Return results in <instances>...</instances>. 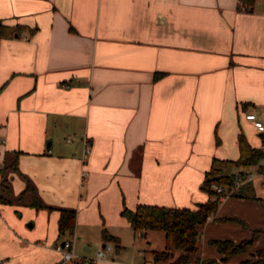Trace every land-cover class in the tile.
I'll list each match as a JSON object with an SVG mask.
<instances>
[{
  "label": "crops",
  "instance_id": "0c3cea01",
  "mask_svg": "<svg viewBox=\"0 0 264 264\" xmlns=\"http://www.w3.org/2000/svg\"><path fill=\"white\" fill-rule=\"evenodd\" d=\"M255 5L0 0V21L24 26L0 36V168L19 153V169L6 175L12 201L0 200V264H63L56 245L65 239L84 256L112 241L96 264L154 262L165 233L135 231L123 207L195 208L210 198L203 183L213 159L239 157L241 131L264 148V130L245 117L254 111L264 121V0ZM249 170L260 171L228 172ZM27 179L52 208L21 197ZM247 182L256 197L223 199L202 230L237 216L233 241L264 235L262 178ZM62 207L77 218L74 234L60 237ZM104 229L119 237V249ZM155 231L162 248L152 244ZM211 240L199 255L219 259Z\"/></svg>",
  "mask_w": 264,
  "mask_h": 264
},
{
  "label": "trees",
  "instance_id": "16d2710c",
  "mask_svg": "<svg viewBox=\"0 0 264 264\" xmlns=\"http://www.w3.org/2000/svg\"><path fill=\"white\" fill-rule=\"evenodd\" d=\"M245 5L244 10H253L255 8L256 0H242ZM241 10V4H239ZM24 26L21 24L9 25L0 21V36L11 35L16 32L20 33V29ZM162 73H156V77ZM239 157L237 159H223L215 157L211 169L206 173V179L203 183V188L209 193L210 198L206 202H200L197 207H174L163 206L156 204H138L135 209L124 206L121 213L131 222L135 231L146 232L148 230H161L165 233V247L163 250H152L153 261L166 262L175 261L182 263L196 262L200 264H223L234 254L246 252L249 245L254 241L258 230H254L250 238L242 239L235 242L232 239H212L218 251L222 256L217 258H201L199 255L200 237L203 227L210 216L217 213L221 200V193L214 187L215 184H223L231 186L234 182V173L226 171L229 165L248 167L258 165L260 170H264V148L254 146L245 133L241 131L238 134ZM18 155L15 153L7 164L0 168V200L3 202H11L13 193L11 189V182L8 179L7 172L9 170H18ZM31 195V204L36 208L48 207L38 195L34 183L27 179V185L21 193V197ZM235 196L251 197L256 196L252 192V184L246 182L242 185L239 191L233 193ZM60 218L58 222L59 236L72 235L75 231L77 211L74 208L62 207L60 208ZM220 220H238L237 217H220ZM242 222V221H241ZM103 235L107 240L117 242V249L120 248L119 237L109 233L106 229ZM177 257L170 260L171 257ZM257 258L254 260H242V264H264V247L257 250ZM248 262V263H245Z\"/></svg>",
  "mask_w": 264,
  "mask_h": 264
},
{
  "label": "built area",
  "instance_id": "2783aa9c",
  "mask_svg": "<svg viewBox=\"0 0 264 264\" xmlns=\"http://www.w3.org/2000/svg\"><path fill=\"white\" fill-rule=\"evenodd\" d=\"M239 4H241L242 9L244 10L246 7L243 4L242 0H239ZM246 119L252 121L254 125L259 130H264V121L261 120L254 111H248L245 113ZM1 141L3 139L0 138ZM85 144V153L90 151V141L86 136L84 138ZM235 179L231 186H226L223 184H215L214 187L218 192L221 193V200L229 197L234 192L239 191L242 185L250 180H253L256 176H260L262 178V186L264 187V170L260 171H237L234 173ZM56 249L62 253L63 256V264H96L100 259L107 257L114 250V243L112 241L106 242V244L97 250L96 254L92 257L86 255H79L75 252L73 241L69 239H65L60 241L56 245ZM148 264H200L196 262L191 263H182L175 261H166V262H150Z\"/></svg>",
  "mask_w": 264,
  "mask_h": 264
},
{
  "label": "rangeland",
  "instance_id": "374dc122",
  "mask_svg": "<svg viewBox=\"0 0 264 264\" xmlns=\"http://www.w3.org/2000/svg\"><path fill=\"white\" fill-rule=\"evenodd\" d=\"M233 166L234 165L227 166L226 171H228ZM0 181H1V176H0ZM221 203H222V201L220 202V205H221ZM231 217H237V216H231ZM237 218L240 219V217H237ZM234 222H237V221L236 220H223V221H219V222L209 224L207 227L204 228V230H202L200 244L203 243L205 238H207V240L208 239L211 240L212 238L223 239L222 238L223 236H226V238H227V236H230L228 238L232 239L233 236H236L235 232L233 231V226H232L233 225L232 223H234ZM255 235H256V237H255L254 241L249 245L247 251L244 253L232 255L229 258V261L227 264H240L241 259L243 257H245V255H250V253L255 252V251H253V248H259L260 245L262 243H264V235L258 236L257 232L255 233ZM251 236L247 235L245 237H240V238L245 239V238H250ZM150 238H151V241H152V244L154 245V247L162 248L164 246V243H163L164 239L162 237V232H159V231L152 232V234L150 235ZM242 239H240V240H242ZM144 242H145V240L142 239L141 244H144ZM126 246H128L126 248L128 251H133V244L126 245ZM135 252H136V250H135ZM95 254L96 253L94 252L88 256L92 257ZM176 257H177V255H175L174 257H171L170 260H174ZM254 259H256V258H254V257L250 258L249 261L254 260ZM245 263H248V262H245Z\"/></svg>",
  "mask_w": 264,
  "mask_h": 264
},
{
  "label": "water",
  "instance_id": "95a60500",
  "mask_svg": "<svg viewBox=\"0 0 264 264\" xmlns=\"http://www.w3.org/2000/svg\"><path fill=\"white\" fill-rule=\"evenodd\" d=\"M63 243H64V240H63Z\"/></svg>",
  "mask_w": 264,
  "mask_h": 264
}]
</instances>
